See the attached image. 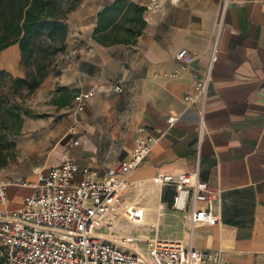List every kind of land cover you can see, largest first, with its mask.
<instances>
[{"label":"crops","instance_id":"crops-1","mask_svg":"<svg viewBox=\"0 0 264 264\" xmlns=\"http://www.w3.org/2000/svg\"><path fill=\"white\" fill-rule=\"evenodd\" d=\"M114 1L72 0L66 19L69 60L59 87L38 97L53 99L47 107L58 123L49 134L57 142L47 166L26 180L34 182L38 172L69 156L100 171L130 159L139 136L150 137L152 150L127 176L123 200L136 197L127 196L133 189L146 199L159 173L199 171L221 194L217 224L197 226L194 246L221 252L223 264H264V0H128L146 7L142 34L134 44H101L94 39L98 15ZM214 45L218 59L200 140L199 108L185 100L194 90L191 69L175 55L188 49L195 57L191 68L203 71ZM176 71L178 78L166 76ZM89 90L94 97L77 114L74 97ZM1 183L8 200L0 201V211L21 208L32 193L18 182L0 178ZM163 191L159 201L173 209L172 195L163 202ZM177 213L187 220L186 213ZM168 239L189 242V227L182 237Z\"/></svg>","mask_w":264,"mask_h":264},{"label":"built area","instance_id":"built-area-1","mask_svg":"<svg viewBox=\"0 0 264 264\" xmlns=\"http://www.w3.org/2000/svg\"><path fill=\"white\" fill-rule=\"evenodd\" d=\"M175 58L191 69L194 90L185 94V100L199 108L201 140L212 72L218 59L217 45L203 71L191 68L195 57L186 48L180 49ZM166 76L178 78L179 73ZM115 90L122 92L123 88L117 86ZM94 94L89 90L75 95L77 114L85 110ZM175 121V117L169 119L171 124ZM69 130L72 132L74 127ZM152 140L139 136L130 159L100 171L69 156L38 172L34 182H20L31 187L32 193L21 208L0 211L3 264H223L221 252L197 248L192 240L197 226L217 224L214 209L221 194L218 187L200 179L199 171L159 173L151 181L173 191V209L187 214L189 242L121 231L119 222L123 219L143 224L144 208L123 200V192L128 186L127 176L150 154ZM7 200V186L1 183L0 201L5 204Z\"/></svg>","mask_w":264,"mask_h":264},{"label":"trees","instance_id":"trees-1","mask_svg":"<svg viewBox=\"0 0 264 264\" xmlns=\"http://www.w3.org/2000/svg\"><path fill=\"white\" fill-rule=\"evenodd\" d=\"M71 8L72 5L66 9L62 0H0V52L18 44L22 63L27 69L24 77L0 70V105L9 95L16 96L23 90L32 93L44 82L52 61L45 63L41 58L39 39L46 32L49 39L60 43V50L66 47L69 32L66 19ZM145 10L146 7L128 0H115L99 12L94 39L105 45L136 43L146 27ZM7 85L9 89L3 96L2 90ZM22 111L21 107L12 104L11 121L0 115V140L6 130L21 133ZM6 162L0 163V167ZM172 193L170 188H165L163 202H171Z\"/></svg>","mask_w":264,"mask_h":264},{"label":"rangeland","instance_id":"rangeland-1","mask_svg":"<svg viewBox=\"0 0 264 264\" xmlns=\"http://www.w3.org/2000/svg\"><path fill=\"white\" fill-rule=\"evenodd\" d=\"M62 3L67 9L74 2L62 0ZM39 41L41 58L45 63L52 61L44 82L32 93L23 90L16 96L9 95L8 98L3 99L0 105V115L9 121H11L12 104L23 109L21 112V133L14 134L12 131L6 130L5 135L0 140V149L2 150L0 163L7 161L4 166L0 167V178L5 182L11 180L20 183L27 181L26 179H33L38 168L47 166V161L53 154L57 142V138L49 134V130L58 123L57 115L52 113L51 107H47L53 103V99L46 96L41 99L38 97L43 90L50 93L59 87L58 83L69 60V43L67 42V46L60 50V43L49 39L46 32ZM1 69L6 70L12 76L24 77L26 75L27 69L22 63L20 48H10L0 52ZM49 88L51 90H48ZM8 89V85L4 87L3 96ZM135 192L137 191L133 189L127 196L134 197ZM156 217L158 216L154 215L153 218L149 219L150 221L158 219ZM186 221L182 215L169 206L163 212L161 224L153 227L147 224L148 226L140 227L137 230L133 229L130 233L141 237L158 234L164 238H180L183 236V232L188 230ZM3 261V257L0 256V264H3Z\"/></svg>","mask_w":264,"mask_h":264},{"label":"bare ground","instance_id":"bare-ground-1","mask_svg":"<svg viewBox=\"0 0 264 264\" xmlns=\"http://www.w3.org/2000/svg\"><path fill=\"white\" fill-rule=\"evenodd\" d=\"M136 190V189H135ZM138 189L136 192V198L131 199V203H142L145 204V210L147 211V213L145 214L144 218H143V224L142 225H135L133 223H130L128 221H123L121 222V231H124L125 233H130L131 230L133 229H140V227L146 226L147 224H150V227L152 226H158L159 224H161V220H162V215L164 212V205L159 201V196H160V187L156 186V185H150L148 188V191H146V199H144L143 197H141L142 195H139L140 193H138ZM142 193V191H141ZM129 200V199H128ZM154 215H157L158 219L155 220H151V218H153ZM150 218V219H149ZM155 218V217H154ZM151 222V223H150ZM147 225V226H148Z\"/></svg>","mask_w":264,"mask_h":264}]
</instances>
